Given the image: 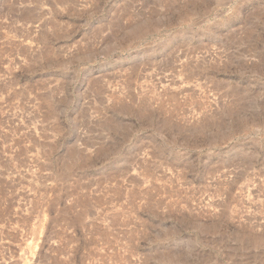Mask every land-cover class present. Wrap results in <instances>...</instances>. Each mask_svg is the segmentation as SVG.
Listing matches in <instances>:
<instances>
[{"label":"rangeland","instance_id":"1","mask_svg":"<svg viewBox=\"0 0 264 264\" xmlns=\"http://www.w3.org/2000/svg\"><path fill=\"white\" fill-rule=\"evenodd\" d=\"M189 3L75 0L73 10L59 8L56 25L62 31L50 38L60 54L70 52V61L74 59L60 71L39 66L44 50L37 41L41 26L26 27L13 13L0 12V50L7 48L0 54L5 59H0L5 64L0 63V79L13 83L7 94L0 90V178L4 179L0 180V264H176L177 260L202 264L204 253L212 257L207 264H231V256H224L228 247L212 242L215 236H206L204 228L217 224L224 232L243 228L264 232V76L260 78L259 72L264 14H255L258 9L264 13V0H223L219 5L208 0L202 15L185 21L181 13ZM134 18L149 21L151 27L138 46L123 48ZM11 23L15 28L22 25L25 36L29 33L27 40L16 35ZM117 24L121 50L118 42L112 48L116 39L111 33ZM45 28L53 31L50 25ZM179 31H187L189 41L175 37ZM108 36L111 39L102 43ZM19 46L26 48L22 55ZM86 46L94 55L90 60L81 53ZM171 52L175 60L167 64ZM152 57H156L153 63L144 64ZM46 97L54 101L49 103ZM142 103L152 111V120L139 112ZM236 111L247 115L245 125L235 118ZM165 113L170 131L160 124ZM193 124L202 130L191 133ZM180 129H185L186 139L179 136ZM120 141L119 153L105 162L102 152ZM155 144L160 146L157 156L152 151ZM72 150L77 153L71 154ZM68 163L72 168L65 179ZM116 169L121 172L114 174ZM188 237L195 247L191 246L192 257L184 247ZM242 252L233 261L239 256L238 261L247 257L248 264L250 259L256 263L249 251Z\"/></svg>","mask_w":264,"mask_h":264},{"label":"bare ground","instance_id":"2","mask_svg":"<svg viewBox=\"0 0 264 264\" xmlns=\"http://www.w3.org/2000/svg\"><path fill=\"white\" fill-rule=\"evenodd\" d=\"M79 1V0H78ZM91 1V0H90ZM223 0H214V3H218V5L220 4V2H222ZM248 2L250 1H253V0H247ZM18 2H19V4L20 5H22L21 7H19L18 5L16 6V4H18ZM159 2V1H158ZM188 2H190L189 4H187V8L186 9H184L183 10V12L181 13L182 14V18H183V20H185V21H188L187 19H189L190 17H192L193 15L195 16V15H197V18H198V16L199 15H202V14H199V13H201V11L203 10V11H205V9H204V7L207 5V3H208V0H188ZM225 2V1H224ZM1 3H3V0H2V2H0V4ZM5 3H6V6H5V8H1V10H0V12L4 9L5 11H7V12H9V14L10 13H13L14 14V16H15V19L16 20H18L19 22L21 21L22 23H23V25L24 26H26V24L27 25H30L29 23H32V24H36L37 25V27L39 26H41L40 28H41V30L39 31L40 32V36H39V38L37 39V41L39 42V43H41L42 45H43V47H44V50L43 51H41V53H42V58H41V56H40V59H41V61L39 62V66L42 68H46V69H54V70H56V71H60V70H63V69H65L68 65H69V63L70 62H72V63H74V59H73V61L71 60L70 61V58H71V56H73L72 54H70V52H68V55L67 54H60V50L57 48V47H55L53 44H52V39L50 38V36H53L52 34H61V31H62V29H60V27H58V25H56V22H58L57 21V18H58V12L60 11L59 10V8H61V9H65L66 8V10H67V7H68V9L70 8L71 9V7H72V4H74L75 3V0H7V1H5ZM187 3V2H186ZM168 4V3H167ZM215 4V5H216ZM222 4V3H221ZM186 5V4H185ZM190 6V7H189ZM208 6L209 5H207V8H208ZM217 6V5H216ZM64 7V8H63ZM206 8V9H207ZM71 10H73V9H71ZM209 10V9H208ZM210 11V10H209ZM208 11V12H209ZM16 12V13H15ZM62 12V11H61ZM71 12V11H70ZM1 13H3V12H1ZM1 13H0V15H1ZM60 13V12H59ZM180 14V15H181ZM255 14H257V16H260L261 14H264L263 13V11L261 10V9H258V10H256L255 11ZM5 15H6V12H5ZM2 16H3V14H2ZM194 16H193V18H194ZM5 17V16H4ZM9 17V16H8ZM11 17H13V16H11ZM1 18V17H0ZM196 18V19H197ZM135 19V18H134ZM5 20V19H4ZM136 20V19H135ZM134 20V22H132V23H128L129 24V29H127V31H128V35H127V37H125L124 38V40H125V42H126V44L123 46V48H129V47H131V46H133L134 44H136V43H139V41H143V39L144 38H146V34L148 33V31H149V29H150V27H151V23L149 22V21H140V20H136L135 21ZM182 20V19H181ZM182 20V21H183ZM192 20H194V19H192ZM1 21L2 20H0V23H1ZM178 21V20H177ZM182 21H181V23H182ZM185 21H183V22H185ZM3 22V21H2ZM6 22V21H5ZM12 22H13V20H12ZM194 22V21H193ZM198 22L199 21H197V23H195V24H198ZM14 23V22H13ZM13 23H11V24H13ZM58 23H60V22H58ZM72 23V22H71ZM180 23V22H179ZM178 23V24H179ZM2 24V23H1ZM1 24H0V27H1ZM6 24H7V22H6ZM3 25V24H2ZM14 25V28L12 29V30H14L15 31V33H16V35H18V36H24V39L25 40H27V38H25L29 33H26L27 35L25 36V32H27V31H25L24 32V28H21V26L19 25V24H17V26L19 27V28H15V24H13ZM35 25V26H36ZM48 25H50V27H52L53 28V31H50V32H48L47 30H46V26H48ZM71 25V24H70ZM6 25H4V27H5ZM12 26V25H11ZM23 26V27H24ZM33 26V25H32ZM60 26H63V25H61L60 24ZM127 26V25H126ZM153 26V25H152ZM155 26V25H154ZM193 26H194V24H193ZM253 26V25H252ZM8 27H10V23L7 25V28ZM27 27V26H26ZM26 27H25V29H26ZM29 27V30H30V26H28ZM158 27V26H157ZM258 27V26H257ZM3 28V27H2ZM6 28V27H5ZM11 28V27H10ZM10 28H8V29H10ZM61 28H63V27H61ZM116 28V27H115ZM155 28V27H154ZM36 29V28H35ZM48 29V28H47ZM67 29V28H66ZM156 29V28H155ZM4 30V29H3ZM7 30V29H6ZM34 30V29H33ZM33 30H31V31H33ZM37 30V29H36ZM65 30V29H64ZM74 30V29H73ZM199 30H201V29H199ZM199 30H198V32H199ZM213 30V28L210 30V31H212ZM255 30H256V28H255ZM258 30V29H257ZM11 31V30H10ZM30 31V32H31ZM215 31V30H214ZM262 31V30H261ZM3 33H5L4 31H2ZM9 32V31H8ZM38 32V33H39ZM66 32V31H65ZM120 32H121V25H118L117 24V30L116 31H113L112 33H111V35H112V37H114V39H116V41H115V43H113L114 44V46L112 47L114 50L117 48V45L119 44L120 46H118L119 48V50H121V34H120ZM180 33H178L177 32V36H175V37H178V35H179V37H181V39L182 38H184L185 40H187V41H189L188 40V38H190V37H187V31L186 32H183L182 33V31H179ZM257 32V31H256ZM35 33H36V31H35ZM67 33V32H66ZM98 33V32H97ZM262 33V32H261ZM260 33V34H261ZM263 33H264V30H263ZM262 33V34H263ZM1 34V33H0ZM9 34V33H8ZM11 34H13L14 35V32L13 33H10V35ZM32 34V33H31ZM259 34V33H258ZM4 35H7L6 33L4 34ZM4 35H2L3 37L2 38H5L4 37ZM13 35H11V37L13 36ZM126 35V34H125ZM124 35V36H125ZM8 36V35H7ZM31 36V35H30ZM30 36H29V38H30ZM54 36H57V35H54ZM123 36V37H124ZM174 36V35H173ZM99 37V36H98ZM1 38V39H2ZM19 38V37H18ZM17 38V39H18ZM87 38V37H86ZM110 38V36H108L107 38H104L103 40H102V43L104 42V41H106V40H108ZM171 38H173L172 36H171ZM9 39V38H8ZM11 39H13V38H11ZM14 39H16V38H14ZM21 39H22V37H21ZM23 39V40H24ZM30 39H32V38H30ZM29 39V40H30ZM55 39V38H54ZM111 39V38H110ZM113 39V38H112ZM113 39V40H114ZM181 39H180V41H181ZM5 40V39H4ZM6 40H7V38H6ZM3 41V40H2ZM8 41H10V39L8 40ZM12 41V40H11ZM34 41V40H33ZM6 42V41H5ZM4 41L2 42V43H5ZM22 42V41H21ZM107 42V41H106ZM116 42H118V44L116 43ZM124 42V43H125ZM260 42L262 43L261 45H264V39H262V41L260 40ZM1 43V44H2ZM8 43V42H7ZM23 43V42H22ZM33 43V42H32ZM31 43V44H32ZM95 43V42H94ZM167 43V42H166ZM183 43V42H182ZM188 43V42H187ZM186 43V44H187ZM9 44H10V42H9ZM17 44V43H16ZM18 44H19V42H18ZM87 44V43H86ZM93 44V43H92ZM96 44V43H95ZM101 44V43H100ZM112 44V45H113ZM158 44V43H157ZM164 44V43H163ZM168 44H170V43H168ZM196 44V43H195ZM194 44V45H195ZM260 44V43H259ZM4 45H6V44H4ZM13 45L14 44H12V47H13ZM23 45V44H22ZM73 45V44H72ZM85 45V44H84ZM91 45V44H90ZM94 45V44H93ZM109 45V44H108ZM111 45V44H110ZM137 45V44H136ZM260 45V46H261ZM10 46V45H9ZM34 46V45H33ZM38 46V45H37ZM41 46V45H40ZM60 46V45H59ZM138 46V45H137ZM184 46H187L188 47V45H184ZM196 46V45H195ZM259 46V47H260ZM2 47H4V46H2ZM8 47V46H7ZM11 47V46H10ZM20 47V46H19ZM29 47V46H28ZM90 47V46H89ZM189 47H190V45H189ZM258 46H257V48H259ZM262 47V46H261ZM264 47V46H263ZM16 47H14L13 49L14 50H16L15 49ZM23 48L24 47H20V48H18L20 51H19V53H20V55H22L24 52H23ZM37 48V47H36ZM70 48V47H69ZM74 48V47H73ZM102 48V47H101ZM112 48H110V47H107L106 49L110 52L111 50H113ZM179 48H180V46H179ZM178 48V49H179ZM257 48H256V50H257ZM4 50H2L5 54H6V52L5 51H7L6 49L7 48H3ZM9 50L10 49H12V48H8ZM24 49H26V48H24ZM28 49V48H27ZM41 49V48H40ZM43 49V48H42ZM71 49V48H70ZM79 49L81 50L82 48H80L79 47ZM87 49V50H86ZM86 49L85 50H82V51H84V52H81V53H85L84 55H82L83 56V58H84V60H90L91 59V57L93 58V56H91L92 54H90L91 52H90V49H88V47L86 46ZM181 49V48H180ZM105 50V49H104ZM103 50V51H104ZM107 50H105V52L106 53H108L107 52ZM177 50V49H176ZM190 50V49H189ZM191 50H192V48H191ZM11 52H12V50H10ZM18 51V50H17ZM22 51V52H21ZM24 51H26V50H24ZM33 51V50H32ZM40 51V50H39ZM73 51V50H72ZM71 51V52H72ZM77 51V50H76ZM76 51H74V52H76ZM183 51H187V48H184L183 49ZM3 52H1V50H0V54L1 53H3ZM16 52V51H15ZM28 52V51H27ZM64 52V51H63ZM67 52V51H66ZM104 52V53H105ZM188 52V51H187ZM258 52L259 53H261L262 51H260V50H258ZM18 53V52H17ZM18 53V54H19ZM22 53V54H21ZM26 53V52H25ZM34 53V52H33ZM32 53V54H33ZM41 53H40V55H41ZM73 53V52H72ZM93 53V52H92ZM29 54V53H28ZM36 54V53H35ZM75 54V53H74ZM99 54H100V52H99ZM182 54H183V52H182ZM258 54V53H257ZM15 55V54H14ZM13 55V56H14ZM25 55V54H24ZM62 55V56H61ZM260 55V60H262V68H261V70L259 71L260 72V74L262 75H260L261 77L260 78H262L263 76H264V52L262 53V54H259ZM5 56V55H4ZM16 56V55H15ZM27 56V55H26ZM176 56H177V54H176ZM187 56V55H186ZM17 57V56H16ZM20 57V56H19ZM29 57V56H28ZM31 57V56H30ZM174 54H173V52H171V53H169V56H168V58L169 59H167V60H165V61H167V64H170V63H172V61L173 60H175L174 59ZM177 57H179V56H177ZM181 57V56H180ZM5 58V57H4ZM32 58V57H31ZM30 58V59H31ZM34 58V57H33ZM81 58V57H80ZM0 59H1V57H0ZM8 59V58H7ZM6 59V60H7ZM10 59H11V57H10ZM25 59V58H24ZM72 59V58H71ZM156 59V57L154 58V57H152L151 59H148L144 64H147V65H150L151 63H153L154 62V60ZM2 60V59H1ZM0 60V61H1ZM5 60V59H4ZM4 60H2V61H4ZM20 60V59H19ZM77 60H81V59H77ZM177 60H179V58L177 59ZM182 60V59H181ZM180 60V61H181ZM184 60V59H183ZM188 60V59H187ZM8 61V60H7ZM21 61V60H20ZM186 61V60H185ZM6 62V61H5ZM4 62V63H5ZM18 62V61H17ZM27 62V61H26ZM83 62V61H82ZM174 62V61H173ZM0 63H2V62H0ZM9 63V62H8ZM32 63V62H31ZM164 63V62H163ZM179 63V62H178ZM184 63V62H183ZM3 64V63H2ZM14 64V63H13ZM23 63H21V65H22ZM25 64V63H24ZM34 64V63H33ZM156 64H158V63H156ZM181 64V63H180ZM3 65H5V64H3ZM11 65V64H10ZM9 65V66H10ZM70 65H72V64H70ZM143 65V64H142ZM178 65V64H177ZM28 66H29V64H28ZM144 66V65H143ZM161 66V65H160ZM6 67H8V65L6 66ZM12 67V66H11ZM11 67H9V68H11ZM16 67V66H15ZM34 67V66H33ZM38 67V66H37ZM69 67H71V66H69ZM138 67V66H137ZM149 67V66H148ZM147 67V68H148ZM156 67V66H155ZM187 67V66H186ZM20 68V67H19ZM182 68V67H181ZM260 68V67H259ZM6 69V68H5ZM8 69V68H7ZM7 69L5 70V71H7ZM28 69H30V68H28ZM31 69H32V67H31ZM30 69V70H31ZM40 69V68H39ZM134 69H137V68H135L134 67ZM190 69V68H189ZM2 70H3V68H2ZM44 70V69H43ZM1 71V70H0ZM8 71H9V69H8ZM19 71V70H18ZM55 71V72H56ZM71 71V70H70ZM258 71V70H257ZM4 72V70L2 71V73ZM45 72V71H44ZM49 72V71H48ZM64 72H65V70H64ZM75 72V71H74ZM137 72V71H136ZM180 72V71H179ZM190 72V71H189ZM6 73V72H5ZM20 73V72H19ZM24 73V72H23ZM54 73V72H53ZM52 73V74H53ZM181 73V72H180ZM191 73V72H190ZM196 73V72H195ZM59 74V73H58ZM193 74V73H192ZM199 74V73H198ZM4 75H6V74H4ZM3 75V76H4ZM54 75V74H53ZM131 75V74H130ZM138 75V74H137ZM188 75V74H187ZM57 76V75H56ZM75 76V75H74ZM62 77V76H61ZM188 77V76H187ZM69 78V77H68ZM74 78V77H73ZM6 79H9V78H6ZM5 79V80H6ZM12 79V78H11ZM16 79V78H15ZM66 79V78H65ZM190 79V78H189ZM1 80V79H0ZM4 80V79H3ZM3 80H1V82L3 81ZM3 81L1 84H0V90L3 92V93H5V94H7L8 92H10V91H8V89H9V86H10V84L12 83H10V81H12V80H6V81ZM14 80V79H13ZM61 80V79H60ZM134 80H136V79H134ZM47 81V80H46ZM62 81V80H61ZM66 81V80H65ZM68 82V81H67ZM71 82V81H70ZM215 82H216V80H215ZM219 82V81H218ZM63 83V82H62ZM39 84V83H38ZM42 84H44V83H42ZM47 85H50V84H48V83H46ZM64 84V83H63ZM12 85H13V83H12ZM216 85V84H215ZM39 86V85H38ZM38 86H36V87H38ZM62 86V85H61ZM46 87V86H45ZM54 87V86H53ZM12 88V87H11ZM30 88V87H29ZM43 88V87H42ZM55 88V87H54ZM22 89H24V88H22ZM31 89V88H30ZM52 89V88H51ZM100 89H102V88H100ZM12 90V89H11ZM27 90V89H26ZM13 91V90H12ZM25 91V90H24ZM39 91H41V90H39ZM42 91H43V89H42ZM56 91V90H55ZM99 91V90H98ZM14 92H15V90H14ZM28 92V91H27ZM37 93H40V92H37ZM57 93H58V91H57ZM12 94V93H11ZM16 94V93H15ZM29 94V93H28ZM31 94V93H30ZM43 94V93H42ZM46 94V93H45ZM49 94V93H48ZM0 95H2V93L0 94ZM39 95V94H38ZM41 95V94H40ZM55 95V94H54ZM19 96H20V94H19ZM46 96V95H45ZM51 95H49V97H50ZM2 97V96H1ZM7 97H8V95H7ZM10 97V96H9ZM27 97V96H26ZM32 97H36V96H32ZM40 97V96H39ZM38 97V98H39ZM49 97H46V100L45 101H48L49 103H50V101H54V100H51V98L53 97V95H52V97L51 98H49ZM3 98V97H2ZM4 98H6V95H5V97ZM28 98H29V96H28ZM55 98V97H54ZM53 98V99H54ZM27 99V98H26ZM118 100V99H117ZM116 100V101H117ZM146 100V99H145ZM4 101V100H3ZM6 101V100H5ZM12 101V100H11ZM22 101V100H21ZM30 101V100H29ZM33 101V100H32ZM38 101V100H37ZM147 101V100H146ZM241 101V100H240ZM244 101V100H243ZM48 102H46V105H47V103ZM119 102V101H118ZM121 102V101H120ZM158 102V101H157ZM48 103V104H49ZM164 103V101L162 102V104ZM169 103V102H168ZM122 105H121V107H124L125 105H123V103H121ZM145 104V103H144ZM148 104H150V103H148ZM161 104V103H160ZM161 104V106L162 107H165V106H163ZM37 105V104H36ZM40 105V104H39ZM51 105V107H49V113H51V112H53L52 111V108H53V105H52V103L50 104ZM147 105V104H146ZM171 105V104H170ZM128 105H126V107H127ZM158 106V105H157ZM160 106V107H161ZM120 107V106H119ZM129 107V106H128ZM171 107V106H170ZM169 107V108H170ZM231 107V106H230ZM46 108V107H45ZM173 108V107H172ZM241 108V107H240ZM152 109V108H151ZM161 109V108H160ZM163 109V108H162ZM168 109V108H167ZM139 112L141 111L142 112V114H145L146 116H147V118H151L152 117V115H151V113H152V111L150 112L149 110L150 109H148L147 108V106H144L143 105V103L142 104H140L139 105ZM165 110H166V108H165ZM172 110V109H171ZM167 111V110H166ZM175 111V110H174ZM230 111V110H229ZM36 112V111H35ZM137 112V111H136ZM138 112V113H139ZM168 112V111H167ZM39 113V112H38ZM163 113H164V111H163ZM229 113H231V111L229 112ZM232 113H234V116H235V118H238L239 120H240V122H241V124H242V126L243 125H245V123H243V121H244V119L243 118H246V116L247 115H245V117H243L242 115V112L240 113V111L239 112H232ZM254 113V112H253ZM262 113V112H261ZM36 114V113H35ZM228 114V113H227ZM242 114V115H241ZM34 115V114H33ZM50 115V114H49ZM165 115H166V113H165ZM171 115V114H170ZM232 115V114H231ZM264 115V114H263ZM35 116V115H34ZM160 116V115H159ZM229 116V115H228ZM233 116V115H232ZM50 117V116H49ZM52 117V116H51ZM145 117V116H144ZM205 117V116H204ZM207 117V116H206ZM212 117V116H211ZM231 117V116H230ZM261 117H263V116H261ZM105 118V117H104ZM213 118H214V116H213ZM248 118V117H247ZM260 118V117H259ZM106 119V118H105ZM104 119V120H105ZM210 119V118H209ZM224 119V118H223ZM257 119V118H256ZM261 119V118H260ZM264 119V118H263ZM103 120V119H102ZM151 120H152V118H151ZM212 120V119H211ZM211 120H209V121H211ZM229 120V119H228ZM107 121V120H106ZM110 121V120H109ZM108 121V122H109ZM149 121V120H148ZM208 121V122H209ZM233 121V120H232ZM99 122H101V121H99ZM103 122V121H102ZM207 122V123H208ZM214 122V121H213ZM256 122V121H255ZM103 123H105V121L103 122ZM116 123V122H115ZM149 124H150V121L148 122ZM152 123V122H151ZM160 123V122H159ZM196 123V122H195ZM200 123H202L201 121H200ZM223 123V122H222ZM233 123V122H232ZM253 123V122H252ZM102 124V123H101ZM111 124H114V123H111ZM161 126L162 127H165V129L167 128V129H169V131H170V128L172 127L171 126V120L169 119V117L166 115V117L163 119V121H161ZM159 124V125H160ZM176 124V123H175ZM213 124H215V123H213ZM37 125V124H36ZM109 125V124H108ZM116 125H117V123H116ZM115 125V126H116ZM118 125H120V124H118ZM117 125V126H118ZM191 125V124H190ZM199 125V124H198ZM201 125V124H200ZM210 125V124H209ZM216 125V124H215ZM247 125V124H246ZM102 126V125H101ZM104 126V125H103ZM102 126V127H103ZM105 126H106V128H107V124H105ZM104 126V127H105ZM114 126V125H113ZM152 126V125H151ZM150 126V127H151ZM193 127H192V132L191 133H193V132H196L195 130H197V129H199V128H197V127H199V126H195L194 124L192 125ZM203 126V125H202ZM212 126V125H211ZM214 126V125H213ZM221 126V125H220ZM11 127V126H10ZM178 127V126H177ZM205 127H207V126H205ZM215 127V126H214ZM226 127V126H225ZM108 128H109V126H108ZM118 128H120V127H118ZM203 128V127H202ZM217 128V127H216ZM245 128V127H244ZM13 129V128H12ZM32 129V128H31ZM110 129V128H109ZM121 129V128H120ZM163 128H161V130H162ZM172 129V128H171ZM177 129V128H176ZM222 129V128H221ZM243 129V128H242ZM106 130V129H105ZM108 130V129H107ZM106 130V131H107ZM113 130V129H112ZM114 130H117V127H116V129H114ZM174 130V129H173ZM185 130V129H184ZM184 130H179V136H181V138L182 139H186V135H188V134H186L185 132H184ZM200 130V129H199ZM202 130V129H201ZM200 130V131H201ZM230 130V129H229ZM8 131H10V130H8ZM38 131H39V127H38ZM157 131V130H156ZM165 131V130H164ZM163 131V132H164ZM166 131H168V130H166ZM13 132V131H12ZM40 133H41V131H39ZM115 132V131H114ZM19 133V132H18ZM170 133V132H169ZM175 133V132H174ZM178 133V132H177ZM190 133V134H191ZM189 134V135H190ZM225 134V133H224ZM2 135H4V133L2 134ZM125 135V134H124ZM123 135V136H124ZM166 135V134H165ZM25 136V135H24ZM122 136V137H123ZM126 136H127V134H126ZM208 136V135H207ZM229 136V135H228ZM7 137V136H6ZM120 137H121V135H120ZM125 137V136H124ZM223 137V136H222ZM40 138V137H39ZM169 138V137H168ZM176 138H177V135H176ZM208 138V137H207ZM206 138V139H207ZM212 138V137H211ZM213 138H215V137H213ZM225 138V137H224ZM13 139V138H12ZM15 139V138H14ZM27 139V138H26ZM38 139V138H37ZM124 139V138H123ZM171 140H169L170 142H172V138H170ZM174 139V138H173ZM189 139V138H188ZM220 139V138H219ZM16 140V139H15ZM175 140V139H174ZM210 140V139H209ZM3 141V140H2ZM6 141V140H5ZM36 141V140H35ZM156 141V140H155ZM154 140L152 141V143L153 142H155ZM166 141V140H165ZM164 141V142H165ZM222 141V140H221ZM21 142V141H20ZM1 143V142H0ZM5 143V142H4ZM11 143V142H10ZM42 143V142H41ZM40 143V144H41ZM156 143V142H155ZM12 144V143H11ZM24 144V143H23ZM168 144V143H167ZM261 144V143H260ZM6 145V144H5ZM37 145V144H36ZM42 145V144H41ZM153 145V144H152ZM181 145V144H180ZM30 146H32L31 144H30ZM39 146V145H38ZM111 146V145H110ZM143 146V145H142ZM43 147V146H42ZM70 147V146H69ZM106 147V146H105ZM109 147V146H108ZM160 148V146H158L157 144H155L154 146H153V148H152V151H153V153H154V155H159L160 153L156 150V148ZM162 147V146H161ZM240 147V146H239ZM238 147V148H239ZM11 148V147H10ZM28 148H30V147H28ZM33 148V147H32ZM157 148V149H158ZM242 148V147H241ZM8 149H9V147H8ZM19 149V148H18ZM33 149H35V147L33 148ZM106 149V148H105ZM120 149H121V141L120 142H117V143H115L114 145L112 144V148L110 147V150L109 149H107V151H105L106 153H104L103 154V152H102V155H104V161H105V159L107 160V158H108V160H109V158H115V156L117 155V153H119V151H120ZM30 150H31V148H30ZM101 150V149H100ZM162 150H165V149H162ZM234 150V149H233ZM15 151V150H14ZM22 151V150H21ZM25 151V150H24ZM102 151H103V149H102ZM247 151V150H246ZM9 152V151H8ZM43 152V151H42ZM68 152V151H67ZM79 152V151H78ZM97 152H98V150H97ZM239 152V151H238ZM237 152V153H238ZM16 153H18L17 151H16ZM30 153H31V151H30ZM71 154H76L77 152H76V150H72V152H70ZM81 153V152H80ZM101 153V152H100ZM148 153V152H147ZM157 153H159V154H157ZM161 153H162V151H161ZM243 153V152H242ZM22 154V153H21ZM29 154V153H28ZM32 154V153H31ZM67 154V153H66ZM17 155V154H16ZM78 155H80L79 153H78ZM82 155V154H81ZM100 155V154H99ZM250 155V154H249ZM252 155V154H251ZM250 155V157L252 158V156ZM22 156V155H21ZM34 156V155H33ZM67 156V155H66ZM242 156V155H241ZM248 156V155H247ZM15 157V156H14ZM29 157V156H28ZM27 157V158H28ZM36 157V156H35ZM75 157V156H74ZM80 157V156H79ZM99 157V156H98ZM244 157V156H243ZM255 157V156H254ZM11 158V157H10ZM33 158V157H32ZM39 158H40V156H39ZM39 158L37 157V159L39 160ZM76 158H78V156L76 157ZM75 158V159H76ZM177 158V157H176ZM245 158V157H244ZM251 158L249 159V157L247 158L248 160H249V162H252L251 161ZM8 159V158H7ZM69 159V158H68ZM71 159V158H70ZM82 159V158H81ZM83 159H84V157H83ZM246 159V161L248 162V160ZM36 160V159H35ZM37 160V161H38ZM77 160V159H76ZM111 160V159H110ZM253 160V159H252ZM15 161V160H14ZM69 161V160H68ZM73 161V160H72ZM77 161H79V158H78V160ZM77 161H75V162H77ZM238 161V160H237ZM241 161V160H240ZM254 161V160H253ZM21 162V161H20ZM24 162V161H23ZM36 162V161H35ZM34 162V163H35ZM87 162V161H86ZM85 162V163H86ZM106 162V161H105ZM178 162V161H177ZM239 162V161H238ZM237 162V163H238ZM14 163V162H13ZM12 163V164H13ZM26 163V162H25ZM30 163V162H29ZM41 163H42V161H41ZM71 163V162H70ZM117 163V162H116ZM116 163H114L115 165H117ZM245 163V162H244ZM9 164V163H8ZM11 164V165H12ZM16 164V163H15ZM23 164V163H22ZM33 164V163H32ZM69 164V163H68ZM83 164V163H82ZM26 165H28V164H26ZM35 165V164H34ZM39 165H40V163H39ZM75 165V164H74ZM90 165V164H89ZM221 165V164H220ZM247 165V164H246ZM29 166V165H28ZM72 166V165H71ZM80 166V165H79ZM10 167V166H9ZM9 167H8V169H9ZM13 167H14V165H13ZM21 167V166H20ZM19 167V168H20ZM26 167V166H25ZM64 168V167H63ZM72 167H70V164L69 165H65V172L62 174L63 175V177L65 178V179H67V176H68V169H71ZM115 168H117V167H115ZM17 169V168H16ZM12 170V169H11ZM10 170V171H11ZM38 170V169H37ZM63 170V171H64ZM150 170V169H149ZM36 171V170H35ZM120 170H117L116 169V171H114V174L115 173H117L118 174V172H119ZM13 172V171H12ZM27 172V171H26ZM121 172V171H120ZM146 172V171H145ZM31 173V172H30ZM60 173H62V171H60ZM2 174V173H1ZM33 174H35V173H33ZM32 174V175H33ZM38 174V173H37ZM40 174V173H39ZM110 174V173H109ZM116 174V175H117ZM120 174V173H119ZM145 174H147V173H145ZM6 175V174H5ZM58 175V174H57ZM110 175H112V174H110ZM151 175V174H150ZM1 176V175H0ZM4 176V175H3ZM10 176V175H9ZM14 176V175H13ZM21 176H22V174H21ZM34 176V175H33ZM58 176H60V175H58ZM113 176V175H112ZM145 176V175H144ZM111 177V176H110ZM114 177V176H113ZM120 177V176H119ZM13 178V177H12ZM107 178V177H106ZM2 178H0V180H1ZM18 179H19V177H18ZM17 179V180H18ZM34 179V178H33ZM42 179V178H41ZM63 179V178H62ZM64 179V180H65ZM2 180H4V179H2ZM7 180H9V179H7ZM13 180V179H12ZM15 180V179H14ZM35 180V179H34ZM37 180V179H36ZM25 181V180H24ZM39 182H41V181H39ZM4 183H7V182H4ZM35 183V182H34ZM29 184H30V182H29ZM6 185V184H5ZM13 185V184H12ZM26 185V184H25ZM14 186H16V185H14ZM34 186V185H33ZM11 187V186H10ZM24 188V187H23ZM29 189V188H28ZM34 189V188H33ZM38 189H40V188H38ZM11 190H12V188H11ZM0 191H2V190H0ZM4 192V191H3ZM5 192H8V191H5ZM10 192V191H9ZM23 193V192H22ZM25 194V193H24ZM23 194V195H24ZM7 199V198H6ZM1 204V203H0ZM8 204V203H7ZM3 205H4V203H3ZM5 207V206H4ZM5 209V208H4ZM10 209V208H9ZM15 210V209H14ZM227 210V209H226ZM6 211V210H5ZM10 212V211H9ZM1 213V212H0ZM225 216V215H224ZM227 218V217H226ZM217 221V220H216ZM220 222V221H219ZM218 222V223H219ZM216 223V222H215ZM211 224H209V226H210ZM215 225V226H214ZM212 227H209V228H204V230L206 231V232H204V233H207V234H205L206 236H209L210 234H212L213 236H215V238H213L212 240H215V241H212V242H215V244L216 245H218V246H221V245H223V247L224 246H226V247H228V254L227 253H225V257H227V255H230L231 257L229 258V259H232L231 261V264H241V261L243 260H241V261H238L237 259L238 258H240L239 256H238V258L237 257H235V260L233 261V257L234 256H236L238 253H240L241 251H243V252H245V251H249L250 253V256H251V254H252V256H251V258L252 257H254L255 258V260H256V263H254V264H264V232H255V231H251V229L249 230V229H247V228H243V229H241V230H239V231H228V232H226V230H225V232H224V230H222V227H220V226H217V224H214ZM230 228H231V226H230ZM252 228H254V227H252ZM195 229V228H194ZM235 229V228H234ZM263 229V228H262ZM191 230V229H190ZM193 230V229H192ZM203 230V231H204ZM202 231V232H203ZM203 233V234H204ZM208 233H210L209 235H208ZM196 234V233H195ZM212 235H210V236H212ZM199 236V235H198ZM197 236V237H198ZM200 236H201V234H200ZM205 236V237H206ZM190 237H193V236H190ZM190 237H188V241H187V243L185 242V245H184V247L185 246H188L187 248L189 249V250H187V249H185L184 247H183V249H185V250H187L186 251V255L188 256L189 255V257L191 256L192 257V255H190L191 253H194V251L192 252L191 251V249H192V247H194V246H192L193 245V240H192V238L190 239ZM196 237V236H195ZM204 237V236H203ZM195 239V238H194ZM201 239V238H200ZM210 239V238H209ZM211 240V239H210ZM195 241H196V239H195ZM197 242V241H196ZM210 242L211 241H209V245H210ZM212 242H211V244H212ZM195 243V242H194ZM204 243H207V242H204ZM204 243H203V245H204ZM187 244V245H186ZM215 244H214V246H215ZM192 246V247H191ZM213 246V245H212ZM191 247V248H190ZM204 247H205V245H204ZM203 247V248H204ZM207 247V246H206ZM222 247V248H223ZM195 248V247H194ZM193 248V249H194ZM208 248H210V247H208ZM207 249V248H206ZM213 249V248H212ZM224 249V248H223ZM174 251H176V250H174ZM178 251V250H177ZM197 251V250H196ZM202 251V250H201ZM225 251V250H224ZM224 251H222V252H224ZM179 253H180V251H178ZM182 252H184V251H182ZM181 252V253H182ZM198 252V251H197ZM204 252V251H203ZM221 252V253H222ZM242 252V253H243ZM174 253V252H173ZM172 253V254H173ZM180 253V254H181ZM202 253V252H201ZM246 253V252H245ZM178 254V253H177ZM183 254V253H182ZM197 254V253H196ZM205 254V255H204ZM202 256H200V257H202V262L204 263V264H207L208 262H209V259H211V258H209L208 256V254H206V253H204ZM223 254V253H222ZM248 254V255H249ZM171 255V254H170ZM169 255V256H170ZM176 255V254H175ZM186 255H184L185 257H180V255L178 254V257H180L182 260H183V258H186ZM244 255V254H243ZM247 254H246V256H248ZM173 256V255H172ZM193 256H195V255H193ZM197 256V255H196ZM199 256V255H198ZM240 256H241V253H240ZM173 257H177V256H173ZM172 257V258H173ZM189 257H188V259H189ZM249 257V256H248ZM167 258V257H166ZM165 258V259H166ZM171 258V257H170ZM215 258V257H214ZM168 259V258H167ZM174 259V258H173ZM197 259V258H196ZM199 259V261H200V258H198ZM217 259V258H216ZM246 259H248L247 257H246ZM245 259V261L247 262V264H248V261L249 260H246ZM250 259V258H249ZM187 260V259H186ZM193 260V259H192ZM254 259H253V261H255ZM169 261H170V259H169ZM176 261V260H175ZM174 261V262H175ZM178 261V263H180L179 262V260H177ZM188 261V260H187ZM186 261V262H187ZM194 261V260H193ZM198 261V260H197ZM211 261V260H210ZM244 261V260H243ZM244 261V263L243 264H246V262ZM185 262V260L183 261V262H181V264L183 263V264H185L186 263ZM189 262H190V260H189ZM201 262V263H202ZM226 262H228V261H226ZM230 262V261H229ZM250 262H251V264H252V261H251V259H250ZM168 263V262H167ZM170 263V262H169ZM178 263H176V264H178ZM192 263V262H191ZM202 263V264H203ZM188 264V263H187ZM190 264V263H189ZM215 264H217V263H215ZM219 264V263H218ZM221 264V263H220ZM226 264V263H225ZM250 264V263H249Z\"/></svg>","mask_w":264,"mask_h":264}]
</instances>
